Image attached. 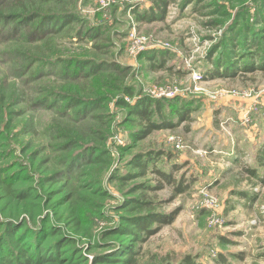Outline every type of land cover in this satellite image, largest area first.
<instances>
[{"label": "rangeland", "instance_id": "1", "mask_svg": "<svg viewBox=\"0 0 264 264\" xmlns=\"http://www.w3.org/2000/svg\"><path fill=\"white\" fill-rule=\"evenodd\" d=\"M69 3L73 29L37 46H12L26 51L29 98L0 57V240L3 226L23 224L15 241L5 240L6 251L24 261L23 250L31 264H119L112 260L124 259L127 248L136 251L135 264H264V72L257 54L264 41L250 44V34H264V0ZM79 28L100 34L79 39ZM249 52L255 70L245 72ZM59 60L65 67L107 60L130 74L118 88L110 79L79 85L40 75ZM224 64L237 75L210 80ZM92 90L106 126L87 141L52 129L56 107L29 113L25 104L67 106ZM141 100L185 108L189 119L137 141L127 119ZM86 151L78 176L57 170ZM139 158L144 175L133 167ZM133 201L148 208L130 212ZM150 215L175 217L134 244L123 230L127 220Z\"/></svg>", "mask_w": 264, "mask_h": 264}, {"label": "trees", "instance_id": "2", "mask_svg": "<svg viewBox=\"0 0 264 264\" xmlns=\"http://www.w3.org/2000/svg\"><path fill=\"white\" fill-rule=\"evenodd\" d=\"M161 3L162 4L158 5V8H160L163 13L166 4L163 2ZM69 6V0H0V49H7L6 51H0L1 62L6 67L8 77H12L19 81L20 86L24 90V95H27L28 98L29 90L31 89L29 86H31L34 81L30 83L28 80L26 51L12 50V46L22 47L26 46V44L37 46L40 43L48 42L50 39L56 37L65 27L68 28V30L73 29L78 22L74 11ZM137 18L138 21L146 23L143 17L137 16ZM78 32L79 39L83 36L84 39L87 37L96 38L100 34L99 29L86 32V29L79 28ZM262 33H264V31ZM250 35L253 36V40L250 44H255L257 46L261 41H264V34L252 33ZM97 50L100 52L99 48ZM249 54V63L246 68H244L245 72H248V70L252 68V71L255 70L253 63L251 66V58H253L255 53L249 52ZM257 54L259 55L258 70L264 72V51ZM230 55L229 53L226 54V61H228ZM59 62L60 60L57 63H54V61L47 62L45 66H42L43 70L41 69L40 75L42 77L49 75L50 77L60 79L69 84L74 83L79 85L85 84L88 80L99 79L100 81H104L110 79L114 87L118 88L121 87V84L124 83V80L130 74L128 69L121 66L119 67L115 63L108 62L107 60L96 65H91V62H89L86 65L77 64L74 66L71 64L69 67H65L66 65L63 64L60 65L58 64ZM231 65L232 64H224L222 71L218 69L217 72L210 73L209 79L234 78L238 72L235 73L236 68L232 69ZM84 69H86L87 72H85ZM89 94L90 96H88ZM89 94L81 98L80 102H77V100L73 98L74 101L69 103L71 105H63L62 107H57L58 105L54 104V106L50 108L46 105V102L42 101H31L29 105V99L27 101L25 100V104L27 105L29 113L30 111L33 113H39L41 110L49 111L56 107V110H54L55 118H53L55 126H52V129H57L59 131L63 130L67 140L87 141L89 138L95 139L99 136V131H102L106 126L104 120H102L104 107H102L100 100L92 99L96 96L97 92L92 90L89 91ZM127 95H130L129 92H127ZM122 105L125 104L122 103ZM184 109L185 108L182 107L178 108L177 106L175 109L171 107L169 110H166L164 103L141 100L138 102L137 106L129 110V117L133 119H127V122L135 125L134 127L137 128L133 133V137L135 140L139 141L146 139L155 132L175 128L176 122L179 124L187 122L190 111ZM24 113L25 112H21L19 117ZM261 147L264 152V141ZM89 148L92 147H87V149ZM94 152L95 151L92 150L91 153ZM91 153L86 151L82 155L74 157L72 161L66 159L61 160L57 164V170H60L62 175L74 178V176H78L79 174V171L75 169L78 163L77 160L80 157H88ZM101 158L102 156L98 154L94 158L96 159L95 162H99ZM146 164V162H142L139 158L134 161L133 167L138 168L141 171V175H144L147 169L145 167ZM153 173L163 176V174H160L156 170H153ZM262 184L264 186V179L262 180ZM131 203L133 204L129 209L130 212H140L142 209L148 208V204L141 201H133L130 202V204ZM11 215L14 216L13 214ZM174 217L173 215H171V217L150 215L142 218H130L127 220L126 227H124L123 230H125L128 235L132 236L134 244H137L140 241L139 237H141V235L152 237L157 234L158 229L154 231L150 229L152 225L157 223L160 226L169 225L172 223ZM21 224H18L17 228L10 225L3 226L6 230H4L5 239L0 240V253H5V256H1L0 264H31L28 257L25 256L26 252L23 250L21 256L25 257L24 261L19 259L15 260V255L6 251L7 247L5 246L7 243L5 240L14 238L15 241L17 232L23 227V224ZM125 250L127 253L123 256L124 259L112 261H116L119 264H135L136 251L132 250V248H127ZM185 264L193 263L191 260H187Z\"/></svg>", "mask_w": 264, "mask_h": 264}, {"label": "crops", "instance_id": "3", "mask_svg": "<svg viewBox=\"0 0 264 264\" xmlns=\"http://www.w3.org/2000/svg\"><path fill=\"white\" fill-rule=\"evenodd\" d=\"M261 146H262V144H261ZM263 153H264V152H263ZM251 173L253 174V172H252V171H251ZM251 173H250V174H251Z\"/></svg>", "mask_w": 264, "mask_h": 264}]
</instances>
